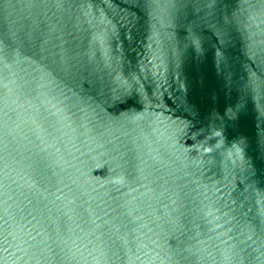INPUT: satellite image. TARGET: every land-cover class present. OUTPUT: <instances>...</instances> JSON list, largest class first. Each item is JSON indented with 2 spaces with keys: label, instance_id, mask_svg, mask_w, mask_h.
Wrapping results in <instances>:
<instances>
[{
  "label": "water",
  "instance_id": "obj_1",
  "mask_svg": "<svg viewBox=\"0 0 264 264\" xmlns=\"http://www.w3.org/2000/svg\"><path fill=\"white\" fill-rule=\"evenodd\" d=\"M0 264H264V0H0Z\"/></svg>",
  "mask_w": 264,
  "mask_h": 264
}]
</instances>
